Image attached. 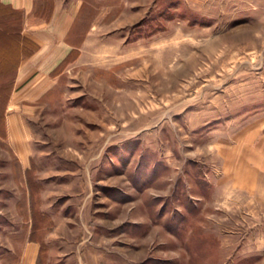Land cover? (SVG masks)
Here are the masks:
<instances>
[{
  "label": "rangeland",
  "instance_id": "374dc122",
  "mask_svg": "<svg viewBox=\"0 0 264 264\" xmlns=\"http://www.w3.org/2000/svg\"><path fill=\"white\" fill-rule=\"evenodd\" d=\"M58 2L0 4V261L264 264V0Z\"/></svg>",
  "mask_w": 264,
  "mask_h": 264
},
{
  "label": "crops",
  "instance_id": "0c3cea01",
  "mask_svg": "<svg viewBox=\"0 0 264 264\" xmlns=\"http://www.w3.org/2000/svg\"><path fill=\"white\" fill-rule=\"evenodd\" d=\"M36 1H39V0H36ZM44 1V0H42ZM35 2V0H0V4L1 5H9L10 7L14 8V9H19V10H23V12L25 14L29 13L31 8H32V5L33 3ZM60 2H58V0H52L51 1V10H50V17H49V22L50 24L53 25V28L55 29L54 32L56 33H49L50 37H53V38H63L66 34V32L69 30V27H70V23L72 21V15H73V12L75 11L72 10V8L68 7L66 8V4H64V8L61 7V5L59 4ZM61 8L63 10H61ZM49 32H51V30H49ZM29 37H32V36H29ZM63 46H60L62 45ZM66 44L64 42H59L58 43V47H62V49L60 50L59 48L55 49L53 52H51L52 54L56 55V56H63L66 54V51H64V46ZM45 48V44H41V46H39L38 50L35 52H42V50H44ZM58 58H61V57H58ZM56 58L55 56L51 57V60H54L55 59H58ZM48 61V60H46ZM45 61V62H46ZM23 75V72L20 71V68H17V72H16V79L15 80H19L21 79ZM33 257V256H32ZM23 258L24 257H21L20 259V263L22 264L23 262ZM0 264H6L3 262V260L0 261Z\"/></svg>",
  "mask_w": 264,
  "mask_h": 264
},
{
  "label": "trees",
  "instance_id": "16d2710c",
  "mask_svg": "<svg viewBox=\"0 0 264 264\" xmlns=\"http://www.w3.org/2000/svg\"><path fill=\"white\" fill-rule=\"evenodd\" d=\"M50 2H51V0H49ZM5 32L3 33V34H6L7 33V31L6 30H4Z\"/></svg>",
  "mask_w": 264,
  "mask_h": 264
}]
</instances>
